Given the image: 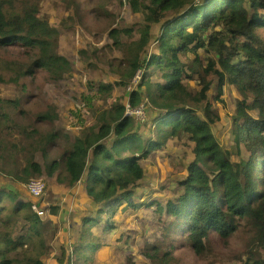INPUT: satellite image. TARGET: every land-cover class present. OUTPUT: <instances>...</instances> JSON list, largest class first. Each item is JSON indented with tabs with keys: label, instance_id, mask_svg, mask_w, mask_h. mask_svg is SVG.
<instances>
[{
	"label": "trees",
	"instance_id": "trees-1",
	"mask_svg": "<svg viewBox=\"0 0 264 264\" xmlns=\"http://www.w3.org/2000/svg\"><path fill=\"white\" fill-rule=\"evenodd\" d=\"M60 1L68 7L62 29L41 18L40 0H0V83L15 84L25 92L38 77L57 83L72 72V62L57 49L69 27L84 24L88 7L79 0ZM122 3L132 7L134 26L116 28L110 22L104 27L112 38L106 45L113 47L114 58L101 55L104 46L96 48L95 42L103 41L96 29L86 46L92 48L91 55L81 51L85 60L104 61L94 66L107 65L118 75L113 82L99 78L89 83L95 104L116 87L122 86L125 93L95 123L82 124L72 136L56 129L60 113L55 103L46 100L34 114L23 104L32 99L31 93L24 99L0 96V174L24 186L32 178L47 183L54 178L59 197L64 190L83 187L94 211L83 220L78 257L105 244L104 232L117 227L113 218L119 211L144 208L148 215L139 213L138 219L147 217L144 255L151 263L138 264H177L174 252L184 244L199 257L214 254V235L247 245L243 264H264V0ZM104 4L90 13L107 23ZM140 69L143 79L130 89ZM152 72L157 81L150 77ZM228 86L236 88L239 100L231 116H222L214 105L224 102ZM143 103L150 112L143 126L154 128L151 136H143L142 122L125 114L128 104ZM26 118L33 120L30 125L19 123ZM56 144L61 158L50 159ZM176 148L184 150L180 156H172ZM155 149H165L175 172L185 173L174 189L177 196L128 198L145 187L144 164ZM189 155L193 159L186 165ZM119 168L128 172L117 175ZM28 193L0 187V264H77L71 225L65 231L58 218L62 201L48 204L46 221L33 205L44 208L47 193ZM156 219L161 227L152 238ZM21 221L24 231L16 232L13 227ZM100 224L101 231L93 236ZM54 240L64 245L56 248ZM118 240L129 241L130 236Z\"/></svg>",
	"mask_w": 264,
	"mask_h": 264
},
{
	"label": "rangeland",
	"instance_id": "rangeland-1",
	"mask_svg": "<svg viewBox=\"0 0 264 264\" xmlns=\"http://www.w3.org/2000/svg\"><path fill=\"white\" fill-rule=\"evenodd\" d=\"M83 3L84 6L88 7V14L83 16V23L80 22L75 23V25L69 27L66 31V36L64 39V35L62 34L61 43L57 51L61 53H65L67 57L73 64V70L71 73L66 75V77L57 82L50 83L43 77H38L30 81V87L25 89V92L21 91V89L15 84H4L0 83V96L3 98H22L24 99L25 93H31L32 99L26 98L23 101L24 107H30L34 114L41 112L42 108L45 105L46 100L48 102L55 103L59 110V119L56 122V129L63 130L64 132L70 133V135L76 134L79 130L78 126L80 124H85L86 126H90V124L95 123L103 110L109 108L116 100V98L125 93V88L122 86L116 87L113 92L108 93L104 100H101L100 104H95V101L90 95L89 83L93 80L99 81V78H103L109 82H113L118 79L117 74H113L109 72L107 65H99V67L94 66V64H104V61L100 63L95 58H89V60H85L86 56L82 53V49H87L88 53L91 55L92 48L87 47L88 41L93 39L91 38V32L96 29V32H102L103 41L95 42L96 48H101V55L103 56L105 53L106 58L112 59L115 56V53L111 52L113 47L111 45H106L108 42L112 43V38L108 36L106 33V24L112 22L116 26V28H123L134 26L133 20L135 19V15L133 13V9L130 5L123 4L124 0H79ZM104 2V14L109 19L107 23L100 22L94 16V13H90V11H96V7H98L99 3ZM40 8H41V18L44 19L45 22L55 25L62 29L63 21L68 14V7L65 3L60 0H40ZM110 14V15H107ZM101 20V19H100ZM143 25H146L145 23ZM101 28H95V27ZM104 28V29H103ZM65 31V30H64ZM152 51L156 52V48L151 45ZM121 54L118 52L117 56ZM89 55V56H90ZM11 58V57H10ZM6 58V59H10ZM92 63H89V61ZM101 61V60H100ZM118 61V60H116ZM115 61V62H116ZM146 64V60L142 62V67ZM95 68V69H93ZM144 70L140 69L137 73V84L143 79ZM96 75V77L94 76ZM154 81H157L158 77L155 76V72H152L150 76ZM239 93L234 86H228L225 90L224 102H216L214 108L219 114L222 116H231L237 106V101L239 100ZM141 106L137 107L136 115L138 117L141 116V112L143 110L144 103L140 104ZM146 109L145 116L140 118L142 122V126L139 127L143 136H151L153 129L147 124L143 126L145 122H148L150 118V112L148 106L145 105ZM84 113V116L81 117L80 114ZM82 115V114H81ZM158 116V115H155ZM222 120H226L223 119ZM19 121V120H17ZM33 120L26 118L24 122L20 121L19 123L24 125H30ZM157 126V123H154L153 126ZM222 133H226L224 129L221 128ZM6 133V132H5ZM230 135L233 134L232 128L229 126ZM77 137H74L72 140L75 141ZM231 138H234L233 135ZM60 147L59 144L55 145L54 151L51 153L50 159L53 158H61L62 149L58 150ZM57 150V151H56ZM183 149L176 148V151L173 152L172 156H180L183 152ZM37 159L43 163V157L41 154L37 155ZM193 159L192 155H189L188 158L184 160V164H189ZM146 174L144 178L145 181H148L151 184L150 187H144L142 189H137V196L128 198L134 199H144L148 198V196L154 195V197L165 198L170 194L177 196L174 189L177 187L178 181L183 179L185 173L181 172L177 174L175 172V168L171 165L168 159V155L165 149H155L151 155L148 157L147 161L144 164ZM259 166V162L254 164V167ZM128 172V168H119L116 171L117 175H121ZM48 178V177H47ZM0 181L2 182L0 185L4 186L7 189H10V186L25 191L28 195L26 188L24 185H21L17 182L12 181L11 179H6L3 175L0 174ZM47 183V182H46ZM29 182H27V186ZM55 179H48L47 195L45 196L46 203H50V201H62L63 207L68 210L65 215H59L58 218L61 219V222H69L70 220L67 218L70 216L71 221L74 220L73 216H75L76 212L81 207H76L77 204H81L82 208L86 212H93L94 206L92 205L89 197L84 193L83 187L78 185L76 188L66 187L67 190H64L60 195H56L54 193L55 188ZM143 191V195L141 192ZM54 195H56L54 197ZM54 197V198H52ZM7 202V201H6ZM74 208V212H73ZM33 209L37 212H44L43 209L36 207L33 205ZM70 210V211H69ZM104 209L97 210L98 214L103 215L102 212ZM96 211V212H97ZM95 212V213H96ZM141 216H147L148 213L146 210L140 209L136 211L129 212H119L113 218V221L119 223V227H113L107 229L104 232V237L108 236V234H112V238L104 241V245L101 247H93L84 251L81 254V257H78L77 251L79 248H76L77 241H73L74 244L72 247L73 250V259L77 261V264H138L141 262H149V260L145 257V243L148 242L147 238L144 236V233L148 230V222L147 217L139 218L138 214ZM46 218V217H45ZM46 220V219H45ZM47 221V220H46ZM79 219L77 220V223ZM24 222L21 221L17 226L13 227V230L24 231L23 229ZM73 224V223H72ZM155 230L153 233H149L153 238L157 232L159 231L160 225L157 224V219L155 220ZM55 225V224H54ZM73 228L70 231L71 237L78 236L79 226H77L74 222L72 225ZM76 226V228H75ZM102 224L95 226L93 229V236L97 235L101 229ZM51 232V231H50ZM123 234L130 236V240H118L117 238L122 236ZM1 236V233H0ZM247 235H244L243 241L247 243ZM57 248V244L64 245L62 242L53 241L52 242ZM212 247L214 254H207L205 257L197 256L193 251L189 250L187 244H184L179 250H176L174 254L177 256L175 261L177 264H243L244 252L247 249V245H243L242 242L233 238L228 242H223L221 237L213 236ZM71 248V246H70ZM69 248L67 249V251ZM264 251V249H262ZM129 258L131 261H129ZM65 264V263H64Z\"/></svg>",
	"mask_w": 264,
	"mask_h": 264
},
{
	"label": "built area",
	"instance_id": "built-area-1",
	"mask_svg": "<svg viewBox=\"0 0 264 264\" xmlns=\"http://www.w3.org/2000/svg\"><path fill=\"white\" fill-rule=\"evenodd\" d=\"M136 86H137V77L135 78V80L133 81V83L130 85L129 88L132 89V88H135ZM137 107L138 106L133 107L130 104H128L127 107H126V110H125V114L127 116L132 117V118H136V119H140L141 118L143 120L142 117L145 116L146 109L144 108V106H142L143 110L141 112V116L138 117L136 115ZM46 188H47V184L42 178H32V179L29 180L28 189L31 191V193L34 196H37V195H39L41 193H45ZM67 212H68V210L63 207L62 210H61V215H65V213H67Z\"/></svg>",
	"mask_w": 264,
	"mask_h": 264
},
{
	"label": "crops",
	"instance_id": "crops-1",
	"mask_svg": "<svg viewBox=\"0 0 264 264\" xmlns=\"http://www.w3.org/2000/svg\"><path fill=\"white\" fill-rule=\"evenodd\" d=\"M82 124H80L79 126H78V128L81 126ZM146 174V173H145ZM146 184H145V186L148 188V187H150L151 186V184L152 183H150V182H145ZM62 185V184H61ZM54 190H58V189H54ZM56 195H54V197H55ZM54 197H52V198H54ZM44 202L46 203V200H44ZM53 201H50V203H52ZM48 204L49 203H46V205H45V207L44 208H41V209H43V211L44 212H39L40 214H41V216H42V218H44L45 219V217H46V219L48 218V212H47V207H48ZM77 205H78V207H81V208H79L77 211H75L76 212V214H75V216H73V218H74V220L73 221H70L69 223L68 222H64L63 223V226H64V230L65 231H67V226L68 225H71V227L70 228H73V226L72 225H74V222H75V224L77 225V226H79V230H81V226H82V223H83V220L87 217V212L82 208V206H81V204H77L76 203V207H77ZM73 212H74V208H73ZM119 212H122V211H119ZM79 219V222L77 223V220ZM114 221H115V219H114ZM73 223V224H72ZM116 223V222H115ZM116 226L117 227H119V223H117L116 224ZM69 228V229H70ZM75 228H76V226H75ZM79 233H80V231L78 232V236H73V237H71V242H73V241H77L78 240V237H79ZM112 234H108V236H106V240H108L109 241V239H111L112 238ZM120 237H118L117 239H119ZM58 254V253H57Z\"/></svg>",
	"mask_w": 264,
	"mask_h": 264
},
{
	"label": "clouds",
	"instance_id": "clouds-1",
	"mask_svg": "<svg viewBox=\"0 0 264 264\" xmlns=\"http://www.w3.org/2000/svg\"><path fill=\"white\" fill-rule=\"evenodd\" d=\"M43 179V178H42ZM25 188H26V190H27V192H30L31 193V191L28 189V186H27V184L25 185ZM47 189V188H46ZM46 192V191H45ZM32 194V193H31ZM34 206H36V205H34ZM37 207V206H36Z\"/></svg>",
	"mask_w": 264,
	"mask_h": 264
}]
</instances>
